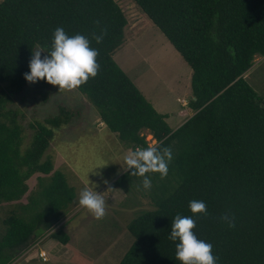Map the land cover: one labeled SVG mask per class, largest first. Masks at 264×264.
I'll use <instances>...</instances> for the list:
<instances>
[{
	"label": "trees",
	"instance_id": "obj_1",
	"mask_svg": "<svg viewBox=\"0 0 264 264\" xmlns=\"http://www.w3.org/2000/svg\"><path fill=\"white\" fill-rule=\"evenodd\" d=\"M132 1L191 69L193 115L175 130L113 60L127 25L115 0L0 2V204L20 201L27 181L43 176L20 214L2 221L0 264L14 263L39 236L61 245L70 240L58 225L74 189L42 157L54 130L72 115L60 107L56 116L30 124L31 141L22 150L23 128L8 108L28 83L34 48L48 55L58 27L87 36L99 50L98 75L77 91L106 130L132 150L148 147L147 131L157 146L173 151L167 178L147 174L151 190L128 172L112 182L125 194L143 190L152 204L128 224L133 240L118 264H181L178 241L168 238L177 214L192 216L197 238L213 245L217 264H264V100L242 77L264 56V0ZM100 28L107 34L97 44L91 34ZM192 200L205 202L209 215H193ZM225 212L235 215V228L221 222Z\"/></svg>",
	"mask_w": 264,
	"mask_h": 264
},
{
	"label": "rangeland",
	"instance_id": "obj_2",
	"mask_svg": "<svg viewBox=\"0 0 264 264\" xmlns=\"http://www.w3.org/2000/svg\"><path fill=\"white\" fill-rule=\"evenodd\" d=\"M115 1L127 25L123 43L114 51L113 60L153 108L166 116L169 128L175 130L193 115L189 108L193 100L191 69L132 0ZM36 50L42 49L36 46ZM41 55L43 58L46 53ZM246 78L255 79L253 89L263 96L264 61ZM45 81L28 82L21 92L12 95L8 108L18 114L23 128L22 150L31 141L30 124L56 116L60 107L72 115L68 124L54 130L42 157V160L51 158L53 171L61 172L68 186L74 189L75 199L64 214L71 217L68 229L64 225L70 241L64 248L47 236L39 240L42 237L39 236L12 264H118L133 240L127 231L128 224L141 211L152 209L143 190L125 194L111 186L125 173L124 156L132 149L106 130L96 111L77 90L59 93L58 86L45 85ZM142 133L152 144L150 134ZM41 177L38 173L27 181L28 192L20 201L0 204V233L2 221L12 212L20 214L19 206L27 203ZM86 186L104 196L108 205L104 219H95L79 205V194ZM41 251L46 253V259L40 257Z\"/></svg>",
	"mask_w": 264,
	"mask_h": 264
},
{
	"label": "clouds",
	"instance_id": "obj_3",
	"mask_svg": "<svg viewBox=\"0 0 264 264\" xmlns=\"http://www.w3.org/2000/svg\"><path fill=\"white\" fill-rule=\"evenodd\" d=\"M99 24L100 22L96 21L98 27ZM106 34L107 29L100 28L99 33L92 32L91 39L101 44ZM42 52L45 51H33L29 63L30 72L25 73L24 77L30 84L46 80L48 84L58 86L59 93L79 89L90 78H95L101 67L97 60L99 50L91 47V40L82 34L69 36L63 27L55 29L52 48L47 51L48 55L42 58ZM173 158L171 147H159L153 144H149L146 148L137 147L124 156L127 165L124 171L133 177H141L143 189L151 190L152 180L147 174L158 173L160 179L167 178ZM79 205L97 220L104 219L108 214V205L104 196L87 186L79 194ZM189 207L193 215L205 217L209 215L206 203L203 201L192 200ZM219 218L229 228H235L234 214L225 212ZM195 228L196 221L192 216L177 214L173 219L168 238L174 242L178 241L176 259L181 264H217L213 245L198 239L194 232Z\"/></svg>",
	"mask_w": 264,
	"mask_h": 264
},
{
	"label": "crops",
	"instance_id": "obj_4",
	"mask_svg": "<svg viewBox=\"0 0 264 264\" xmlns=\"http://www.w3.org/2000/svg\"><path fill=\"white\" fill-rule=\"evenodd\" d=\"M262 61H264V56L263 57H260V56H256L255 57V59H254V65H252L251 66V68L249 69V70H247L244 74H243V79L252 87V89H253V84H254V82H256L255 81V79H247L246 77L248 76L249 78L253 75V73H254V71H255V69H257L258 67H259V65L262 63ZM254 90V89H253ZM255 91V90H254ZM259 96V95H258ZM260 98H262L263 100H264V95L263 96H259ZM190 117H191V115H190ZM189 117V118H190ZM186 121V120H185ZM102 124V123H101ZM115 181V180H114ZM113 181V182H114ZM70 218L71 217H66V216H64V219L62 220V222L58 225V227H64V225H66L67 226V229H68V223L70 222ZM65 226V227H66ZM64 227V230H65V232L67 233V231H66V228ZM70 241V240H69ZM59 244V243H58ZM68 244H69V242H68ZM68 244L67 245H61V246H63L64 248L65 247H67L68 246ZM65 251H66V253H67V249H65ZM42 252H44V251H42ZM74 253V252H73ZM73 253H72V255H73Z\"/></svg>",
	"mask_w": 264,
	"mask_h": 264
},
{
	"label": "built area",
	"instance_id": "obj_5",
	"mask_svg": "<svg viewBox=\"0 0 264 264\" xmlns=\"http://www.w3.org/2000/svg\"><path fill=\"white\" fill-rule=\"evenodd\" d=\"M182 105L184 106V102H182ZM103 125V124H102ZM147 141V140H146ZM150 141H152L153 145H156V141L152 138V136L150 135ZM148 145L150 144L149 141H147ZM40 257L43 259H46V253L45 252H40Z\"/></svg>",
	"mask_w": 264,
	"mask_h": 264
},
{
	"label": "water",
	"instance_id": "obj_6",
	"mask_svg": "<svg viewBox=\"0 0 264 264\" xmlns=\"http://www.w3.org/2000/svg\"><path fill=\"white\" fill-rule=\"evenodd\" d=\"M193 100H195V99H193Z\"/></svg>",
	"mask_w": 264,
	"mask_h": 264
}]
</instances>
